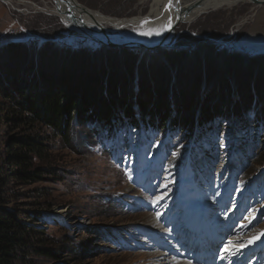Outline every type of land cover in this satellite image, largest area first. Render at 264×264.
I'll return each instance as SVG.
<instances>
[{
  "label": "rangeland",
  "instance_id": "1",
  "mask_svg": "<svg viewBox=\"0 0 264 264\" xmlns=\"http://www.w3.org/2000/svg\"><path fill=\"white\" fill-rule=\"evenodd\" d=\"M27 1L38 7L0 0L4 62L12 60L11 52L3 53L11 48L10 42L25 41L22 62L30 68L26 73L30 79H38L41 71L52 74L72 64L79 72L90 71L108 82L102 96L113 90L119 95L124 89L125 98L133 96L131 108L143 94L157 109L164 95L167 109L163 129L143 125L146 122L141 120L134 126L118 124L107 134L97 123L74 121L69 146L53 130L41 129L52 162L41 181L28 185L10 179L4 163L6 144L25 131L8 119L0 121V174L6 183V204L16 213L21 211V218L25 210L38 211L46 224L42 223L44 249L59 256L53 261L38 256L29 260L34 264H166L172 260L161 251L164 235L159 231L175 235L178 225H185L190 217L143 206L157 208L156 200L164 205L175 198L184 204L191 179L204 204L216 207L231 223L241 251L256 243L255 249L261 251L256 258L264 264V164L258 157L264 148V125L252 119L253 110L264 113V22L259 29L264 4L211 7L197 18L183 20L163 45L146 49L101 43L66 26L49 12L53 3L48 0ZM75 1L85 9L130 19L162 6L156 0ZM231 77L237 80L240 94L247 92L238 102L233 100ZM258 95L262 100L256 106ZM184 100L187 113L179 126L199 120L205 106L217 107L220 117L195 123L193 134L188 130L184 134L175 122ZM237 106L241 113L235 111ZM136 112L140 111L135 107ZM123 168L131 169V175ZM188 189L194 211L201 201ZM190 227L194 228L193 222ZM186 232L187 227L181 228L179 235ZM184 242L190 244L191 237Z\"/></svg>",
  "mask_w": 264,
  "mask_h": 264
},
{
  "label": "trees",
  "instance_id": "2",
  "mask_svg": "<svg viewBox=\"0 0 264 264\" xmlns=\"http://www.w3.org/2000/svg\"><path fill=\"white\" fill-rule=\"evenodd\" d=\"M24 42L21 40L10 42L11 48L3 52L12 53L10 62L7 59L4 62V56L0 57V121L8 119L12 125L22 126L25 131L6 144L4 163L7 165L6 172L10 179L28 185L41 181L44 175L49 173L52 157L48 151V143L41 137L43 135L41 129L53 130L67 146L70 143L68 135L74 121L97 123L105 127L107 133H113V129L118 124L134 126L141 120L146 122L143 125L163 129L167 116L164 95H161L162 100H158L160 106L157 109L143 94L138 103L131 108L133 96H127L126 99L125 95H122L124 89L119 95L113 90L109 95L102 96L103 85L108 86V82L102 81L100 76L97 77L90 71L79 72L72 64L52 74L45 70L41 71L38 79H30L26 74L30 68L26 69L25 63L22 62L26 58V55L22 54L25 49L21 43ZM230 79L235 94L233 100L238 102L237 100L245 97L247 92L240 94L237 80L232 77ZM229 89L231 91L230 86ZM157 90L154 89L153 92ZM134 92L138 94V90H131V93ZM201 99L202 107L203 97ZM257 100L256 106L262 98L258 95ZM135 107L140 112L134 113ZM186 107L184 100V106L178 112L179 119L175 120L178 126L185 119ZM235 111L237 114L241 113L240 107L237 106ZM253 111L255 115L252 118L253 123L264 125V113H258L257 109ZM202 113L199 120H195L194 123L188 121L179 126L180 131L182 129L185 134L188 130L187 133L190 135L198 127V125L194 127L195 123L207 124L213 118L220 117L221 112L217 107L205 106ZM157 115L160 118L156 120ZM262 145L264 146V140ZM258 157L259 163L264 164V148L259 152ZM250 172H253V169ZM4 185H6L5 180H2L0 174V264H34L29 260L30 256L58 260L57 254L44 249L43 246L47 241L43 236L45 219L42 222L43 218L38 211L28 210L24 212L25 218L19 217L22 212L16 213L6 204L7 195L5 189L3 190ZM41 213V216L44 215V211ZM37 220H40L41 224L36 223ZM55 224L58 225L56 222Z\"/></svg>",
  "mask_w": 264,
  "mask_h": 264
},
{
  "label": "bare ground",
  "instance_id": "3",
  "mask_svg": "<svg viewBox=\"0 0 264 264\" xmlns=\"http://www.w3.org/2000/svg\"><path fill=\"white\" fill-rule=\"evenodd\" d=\"M17 1L25 6L29 3L33 8L38 7L35 3L27 0ZM42 1L45 2V0ZM48 1L53 3V7L49 9V12L54 15L57 14L61 18V21L69 28L79 30V32L104 44L112 40L119 44L129 43L132 46L134 45L133 47L140 46L138 45L140 43L142 46L163 45L165 38L169 33L172 34L175 27L184 22L183 20L197 18L211 7L221 6L226 8L251 2V0H189L179 5V0H160L162 3L161 7L156 6L147 15L130 19L111 17L98 11L83 9V6L79 5L75 0ZM127 27H129V30H121ZM108 29L117 33L110 34L107 31ZM121 35H124V37ZM200 204L201 202H198L197 206ZM204 210L205 208L199 209L198 207V212H201L203 215H205ZM194 211H197V209ZM193 224L196 227V223L193 222ZM177 254H180V256L178 257ZM177 254L168 255L172 261H168L166 264H196L185 260L181 255V251H178Z\"/></svg>",
  "mask_w": 264,
  "mask_h": 264
},
{
  "label": "water",
  "instance_id": "4",
  "mask_svg": "<svg viewBox=\"0 0 264 264\" xmlns=\"http://www.w3.org/2000/svg\"><path fill=\"white\" fill-rule=\"evenodd\" d=\"M251 2L252 3H254L255 5H257V6H261V5H263L264 4V0H251ZM84 9V8H83ZM87 10V9H86ZM99 42H101V41H99ZM101 43H103V42H101ZM105 44H107V45H109V46H117V45H119V46H123L124 47V44L123 43H121V44H119V43H116V42H113L112 40L110 41H107ZM128 45H130L129 43H127ZM1 45V44H0ZM138 45H140V46H142L141 45V43L140 44H138ZM127 46V45H126ZM142 47H145L146 49H149V48H151V47H156V45L155 46H142Z\"/></svg>",
  "mask_w": 264,
  "mask_h": 264
},
{
  "label": "crops",
  "instance_id": "5",
  "mask_svg": "<svg viewBox=\"0 0 264 264\" xmlns=\"http://www.w3.org/2000/svg\"><path fill=\"white\" fill-rule=\"evenodd\" d=\"M160 2V0L158 1H156L155 3H159ZM160 4H161V2H160ZM156 6H154V8H155ZM260 12H261V15H259V29H261V24H262V22H264V8H261L260 9Z\"/></svg>",
  "mask_w": 264,
  "mask_h": 264
}]
</instances>
